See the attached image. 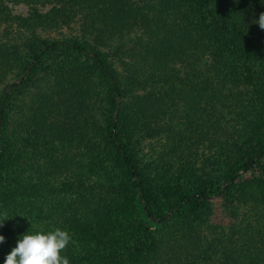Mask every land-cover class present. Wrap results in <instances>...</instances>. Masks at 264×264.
<instances>
[{
    "label": "rangeland",
    "instance_id": "1",
    "mask_svg": "<svg viewBox=\"0 0 264 264\" xmlns=\"http://www.w3.org/2000/svg\"><path fill=\"white\" fill-rule=\"evenodd\" d=\"M222 1L237 15L239 9L245 14L259 11L258 20L264 13L262 0ZM46 2L42 8L10 1L0 8V96L8 97L15 86L21 91L5 133L14 147L7 166L19 186L5 184L0 174V214L9 218L0 227L5 237L0 264L27 231L63 229V222H82L92 207L109 215L117 211L126 204L124 196L134 182L107 140L114 98L110 84L86 54L60 46L47 49L44 42L73 41L100 49L125 88L119 99L127 111L125 140L154 189L195 191L217 181L222 188L226 183L221 176L233 160L264 149V79L246 84L248 63L239 58L218 59L215 64L206 57L198 63L194 46L206 43V38L193 40L184 33L197 21L194 0H69L72 7L61 1ZM55 8L62 12H54ZM35 11L46 20L35 22ZM254 17L248 21L252 27L238 20L261 44L264 30L253 22ZM192 33L196 35L195 30ZM170 38L173 44L167 49ZM167 50L177 60L175 72L161 58ZM35 55L42 58L35 60ZM159 65L160 73L163 67L166 70L162 75L155 72ZM128 76L133 82L127 89ZM213 81L219 82L215 93ZM197 84L202 92L196 91ZM36 110L46 123L32 132L30 144L26 140L37 126ZM237 184L231 195L221 191L196 214H172L163 226L152 225L163 247L150 253L144 264H170L171 258L177 264L175 250L185 241L172 239L173 232L180 236L185 225L197 229L194 237L199 248L211 249L205 254L209 264H232L226 251H241L246 227L260 230L254 207L258 200L259 212L264 211V170L254 167L242 173ZM27 203L31 207L25 208ZM40 218L47 228L40 226ZM97 222L100 226L102 218ZM72 238L74 252L86 254L77 247V236ZM215 243L217 254L212 251ZM203 261L199 260L207 263Z\"/></svg>",
    "mask_w": 264,
    "mask_h": 264
},
{
    "label": "trees",
    "instance_id": "2",
    "mask_svg": "<svg viewBox=\"0 0 264 264\" xmlns=\"http://www.w3.org/2000/svg\"><path fill=\"white\" fill-rule=\"evenodd\" d=\"M10 1H23L31 6L45 7L48 0H0V8L5 6L6 2ZM61 1L62 3L72 7L69 0H54ZM83 1V0H79ZM264 1V0H262ZM60 3V2H59ZM255 3V0L253 1ZM194 5L197 11V21L194 26L188 25L185 27V37L196 40H204L206 43H196L194 46V55L198 58V63L201 60H205L206 57L213 59V62L218 63V59H230L239 58L246 60L247 65L244 66V80L248 85L254 84L256 79H264V38L261 40V44L258 40H255L246 30L243 23L238 19H243L248 22L252 20L256 21L259 11H253L244 13L245 10L239 9L240 13L237 15L235 12L226 9V6L222 0H194ZM83 7V6H81ZM66 8V7H65ZM74 9L82 11V8L75 6ZM218 15H215L216 13ZM35 22H43L46 20V16L35 11ZM54 12L61 13V9H56ZM201 13H206V16H202ZM210 14V16H209ZM241 17H240V16ZM176 19H181L182 16H175ZM171 17L169 18V20ZM183 19V18H182ZM186 22V19H183ZM247 25L251 26L248 22ZM252 27V26H251ZM195 30L196 35L192 32ZM209 42L212 43L208 44ZM168 47L173 44L172 38L169 39ZM43 47L47 49L66 47L74 52H80L86 54L92 61L99 74L107 80L110 84V88L113 93V100L111 102V116L107 126V140L111 145L113 154L127 169V172L131 179L134 180L133 185L129 192L124 196L126 204H122L117 211H114L109 215V211L103 213L99 212L98 208H91L89 216L87 214L83 216L84 221L75 222H63L65 226L64 230H68L72 236H77V247L79 245L82 250L86 251L83 255L78 252L75 253L74 244H70L66 249L65 255L70 259V264H144L148 260L150 253L159 252L163 246H161V238H158L154 226L164 225L174 216H184L187 214H196L209 203V201L218 196L221 191L225 190L227 195H231L230 192L235 188H239L238 181L242 173H247L254 167L264 170V149L258 152L246 153L243 157L236 158L227 167L221 176V181L226 183V186L220 187L219 182L212 183L206 187H202L199 190H181L177 188H159L154 189L147 183L144 172L142 171L139 163L131 153L128 143L125 140L124 134V122L127 119L126 110H122V103L119 99L124 97L125 88L119 84V78L117 73L106 61L100 49L88 48L78 42H65L54 41L44 42ZM40 53H44V48ZM184 51H189L188 48H184ZM227 56V57H226ZM40 55H35V60H40ZM164 64L169 61L173 68L169 67V70L175 72L174 65L177 60L173 55H168V50L162 54ZM184 59V58H183ZM184 61V60H183ZM256 64V66H255ZM214 67V66H213ZM155 72L160 73L162 70L159 65ZM214 71H220V69H213ZM163 67L162 75L165 73ZM213 71V72H214ZM226 74L223 75V79ZM215 79V78H214ZM133 79L128 76L126 79V87L131 86ZM214 82V81H213ZM219 82L213 84L212 91L215 93ZM184 85V83H183ZM197 92H202V88L199 84L195 85ZM21 93L18 86H15L12 93L7 97L6 93L0 96V133H2L0 140V174L5 184L10 186H19L17 182H14V176L12 171L8 168L7 163L11 160L10 155H13L14 147L12 143L6 139V129L10 118V112L14 108V104L18 101V95ZM5 101V103H4ZM19 102V101H18ZM38 110L33 111V120L36 125L29 132L27 142L32 140L33 133L39 127H43L45 120L39 119L41 116L37 113ZM123 118V119H122ZM42 122V124H40ZM44 122V123H43ZM33 132V133H32ZM30 143V142H28ZM34 144L39 145V142L35 140ZM31 144V143H30ZM14 167L12 166V169ZM4 171L5 175H4ZM14 182V183H13ZM222 189V190H221ZM246 191L247 188L245 189ZM16 191V190H15ZM18 192V191H16ZM9 189L4 187V195L8 196ZM127 198L125 199V197ZM258 200L255 204V215L260 219V230L254 231L253 228L245 229L244 237L241 242L243 244L241 251L233 248L226 251L229 259L232 260V264H261L264 260V211L259 212ZM31 207V204L27 203L25 208ZM33 209V208H32ZM45 211V210H44ZM45 218V217H44ZM44 218H40L38 223L44 227L48 225L45 223ZM102 218L100 226L97 219ZM136 224V220L139 219ZM143 219V220H142ZM96 220V221H95ZM142 220V222H140ZM97 223V224H94ZM51 225V224H50ZM185 233L173 232L172 239H182L185 244L180 250H175L178 253L177 264H201L199 260L201 258L205 260L206 250H211L209 247L201 249L196 245L195 234L197 229L195 227L184 226ZM47 228V227H44ZM87 229L89 232H87ZM48 230L45 229V232ZM183 234V235H181ZM187 237V238H186ZM73 239V238H72ZM233 241L228 242V244ZM227 244V245H228ZM224 245V244H221ZM218 244H213L212 251L214 254L218 252ZM91 248L93 250H91ZM174 248V246H173ZM156 261V260H155ZM158 261V258H157ZM156 261V262H157ZM204 261L202 263H204ZM209 264V260L206 261ZM170 264H173L172 258Z\"/></svg>",
    "mask_w": 264,
    "mask_h": 264
},
{
    "label": "clouds",
    "instance_id": "3",
    "mask_svg": "<svg viewBox=\"0 0 264 264\" xmlns=\"http://www.w3.org/2000/svg\"><path fill=\"white\" fill-rule=\"evenodd\" d=\"M264 30V13L259 19L253 21ZM0 227L4 221L9 220L7 213L0 214ZM5 242V237L0 235V244ZM72 243L69 231L60 227L50 231H27L17 240L16 246L6 255L4 264H70V259L64 253Z\"/></svg>",
    "mask_w": 264,
    "mask_h": 264
}]
</instances>
